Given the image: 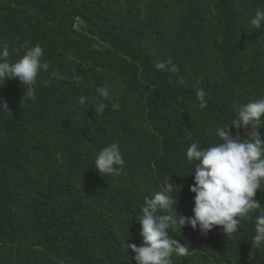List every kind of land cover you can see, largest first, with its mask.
<instances>
[{"label":"trees","instance_id":"1","mask_svg":"<svg viewBox=\"0 0 264 264\" xmlns=\"http://www.w3.org/2000/svg\"><path fill=\"white\" fill-rule=\"evenodd\" d=\"M257 7L264 0H0L9 62L28 40L50 65L34 100L18 80L0 87L11 112H0V264H136L125 247L141 245V206L167 178L178 214L191 216L187 148L219 142L215 128L235 118L234 102L264 97V29L250 26ZM168 58L176 75L154 68ZM104 83L110 98L98 115L91 98ZM112 143L125 165L101 177L96 155ZM254 199L264 208V192ZM253 224L242 221L236 240L219 228L171 230L188 248L171 264H247L252 251L264 264Z\"/></svg>","mask_w":264,"mask_h":264},{"label":"clouds","instance_id":"2","mask_svg":"<svg viewBox=\"0 0 264 264\" xmlns=\"http://www.w3.org/2000/svg\"><path fill=\"white\" fill-rule=\"evenodd\" d=\"M250 26L255 31L264 29V7L256 8ZM20 47L24 54L10 63L7 44L0 45V87L18 80L24 97L34 100L38 77L50 65L43 59L44 50L40 44L32 45L25 40ZM154 68L172 75L180 71L171 58L158 61ZM73 80L76 85L82 82L79 75ZM177 82L183 83V78L178 77ZM169 83H172L171 77ZM206 97L204 89L197 90L200 110L209 106ZM109 98L107 83L96 87L91 98L96 114L105 113ZM87 100V97L81 96L78 103L85 106ZM119 107L118 103L112 104L114 110H119ZM233 110L236 115L230 124L222 123L215 128L219 142L206 147L194 142L187 148L186 163L194 165V175H191L194 183L189 188L194 194L191 216L178 214L177 201L172 195L176 187L170 184L169 178L165 179L162 191L145 197L141 215L136 221L140 225L142 243L140 246H124L134 253L136 264H171L173 254L186 255L188 248L170 235L171 230L182 231L185 227L199 230L203 236L219 228L227 240H236L242 221H254L251 247L264 250V208L254 199L258 192H264V134L260 131L264 128V97L242 104L234 102ZM0 112L11 113L7 102L0 103ZM233 129L243 130L244 137L239 134L233 136ZM94 164L101 177L119 175L125 165L119 145L112 143L103 147L97 153ZM255 254L254 251L250 253L247 264H253Z\"/></svg>","mask_w":264,"mask_h":264}]
</instances>
